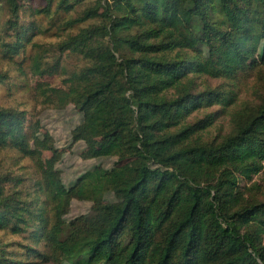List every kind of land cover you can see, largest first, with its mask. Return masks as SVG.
Wrapping results in <instances>:
<instances>
[{
    "label": "trees",
    "instance_id": "trees-1",
    "mask_svg": "<svg viewBox=\"0 0 264 264\" xmlns=\"http://www.w3.org/2000/svg\"><path fill=\"white\" fill-rule=\"evenodd\" d=\"M21 1L0 0L15 32L1 42L4 57L31 41L34 28L17 21ZM42 1L33 12L63 32L56 49L83 65L64 87L37 88L83 113L75 138L88 157L117 161L69 187L54 171L33 199L7 193L0 177V232L24 241L19 257L0 242V264H264V194L254 180L264 173V78L252 99L240 100L239 86L264 67V0ZM29 59L33 74L50 71L39 52ZM230 108V129L209 137ZM38 132L24 110L0 106V148L27 155L33 143L51 151V168L58 153ZM73 198L91 206L68 218Z\"/></svg>",
    "mask_w": 264,
    "mask_h": 264
},
{
    "label": "rangeland",
    "instance_id": "rangeland-1",
    "mask_svg": "<svg viewBox=\"0 0 264 264\" xmlns=\"http://www.w3.org/2000/svg\"><path fill=\"white\" fill-rule=\"evenodd\" d=\"M82 4L85 6L88 2L85 1ZM42 6V0L21 1L17 21L19 25L34 29L26 33V37L29 36L31 39L30 43L14 54L12 58L3 56L1 42L5 39L14 40L15 32L13 28H5L4 23L8 15L6 12L2 14L0 11V73L4 75V79L0 81V106L24 110L27 119L30 122H35L39 129L36 140H42L45 133L49 134L58 153L56 164L47 168L46 160L50 157L51 151L39 149L33 143L27 155L21 154L11 147L0 148V177L3 180L4 190L8 193L17 188L23 193L27 192L26 194L31 199L36 197L33 189L36 188L37 183L43 177L49 178L54 171L58 173V180L69 187L86 170L100 166L103 170L108 171L117 161L114 156L88 157L86 143L75 138V128L82 121L83 113L72 102H67L63 106L52 102L43 96L37 88L38 83L49 88L51 86L64 87L63 78L69 72L76 71L83 65V61L78 55L69 52L60 54L56 49V44L62 39L63 32L56 26H49L47 18H43L44 15H36L33 12L34 8ZM32 43L35 46H31ZM35 52L41 54L44 64L48 65L47 67L50 69L44 75L33 74L30 69L31 60L29 58ZM263 78L264 67H260L256 71L248 70L239 80L240 100L254 98L256 96L254 88L260 85ZM203 80L204 78L197 79L198 82ZM204 82L215 86L220 81L208 79ZM216 109L217 107H212L200 110L193 116L199 118ZM230 111L231 108L218 115L210 132L207 133L209 137H218L230 129ZM94 148L99 149L95 146ZM121 164L124 167H132L135 162L125 161ZM10 179L12 182H9ZM17 179H22L23 182L18 184L16 183ZM254 180L259 182L261 193L264 194V173L256 176ZM90 206V201L73 198L67 217L86 213ZM0 242L7 243L8 250H12L16 256H20L21 251L15 245L24 242L21 236L4 235L0 232Z\"/></svg>",
    "mask_w": 264,
    "mask_h": 264
}]
</instances>
